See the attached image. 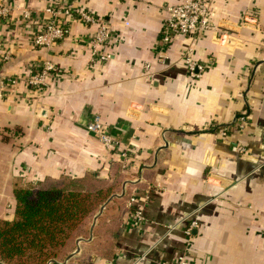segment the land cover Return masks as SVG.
Masks as SVG:
<instances>
[{
  "label": "crops",
  "instance_id": "1",
  "mask_svg": "<svg viewBox=\"0 0 264 264\" xmlns=\"http://www.w3.org/2000/svg\"><path fill=\"white\" fill-rule=\"evenodd\" d=\"M181 1L74 0L110 30L99 59L86 45L95 24L76 16L48 48L30 43L58 0H0V219L13 217L14 185L116 166L125 190L113 258L79 242L71 264H264V0H205L212 28L176 37L158 62L164 6ZM44 60L54 65L46 84L28 85ZM93 114L127 154L124 168L86 130Z\"/></svg>",
  "mask_w": 264,
  "mask_h": 264
},
{
  "label": "trees",
  "instance_id": "2",
  "mask_svg": "<svg viewBox=\"0 0 264 264\" xmlns=\"http://www.w3.org/2000/svg\"><path fill=\"white\" fill-rule=\"evenodd\" d=\"M119 183L117 167L111 166L107 177L60 175L14 185L13 217L0 219V264H71L79 242L105 260L113 258L126 202ZM109 201L118 205L116 213L104 211Z\"/></svg>",
  "mask_w": 264,
  "mask_h": 264
},
{
  "label": "built area",
  "instance_id": "3",
  "mask_svg": "<svg viewBox=\"0 0 264 264\" xmlns=\"http://www.w3.org/2000/svg\"><path fill=\"white\" fill-rule=\"evenodd\" d=\"M74 0H58V2L44 8V11L49 14V17L44 20L42 26L37 29L31 36L30 43L39 48H48L55 41L63 38L67 34L66 23L74 16L82 19L85 22L94 23L95 30L88 36L86 45L89 49L91 57H98L99 59H106L107 54L100 51V47L110 43L111 34L105 21L95 17L92 13L73 9L72 3ZM166 12L165 19L161 25L159 32V40L162 43L163 50L156 52V60L163 62L165 59V52L171 42L178 36L187 34H195L200 31H206L212 28L208 18V5L205 0H182L176 5L164 6ZM5 8H0V15L4 14ZM23 17L29 19L30 13L23 12ZM183 62L187 73L192 77H197L203 71V66L195 62L189 55L183 57ZM144 69L148 70L150 63L145 62ZM54 70V65L44 60L34 65V71L26 78V83L30 86H44L46 78L50 72ZM9 84H13L14 80H8ZM6 83L1 80V88L6 87ZM243 118L240 117L239 120ZM86 130L95 136V138L108 150L115 151L120 158L122 168L127 162V154L120 148L119 141L114 137L110 128L100 121L98 115L93 114L90 120L85 125ZM134 197H130L128 202L132 203ZM132 216L136 219H142V212L139 208L134 207ZM188 233V230L185 231ZM170 264H187L184 257H177Z\"/></svg>",
  "mask_w": 264,
  "mask_h": 264
},
{
  "label": "water",
  "instance_id": "4",
  "mask_svg": "<svg viewBox=\"0 0 264 264\" xmlns=\"http://www.w3.org/2000/svg\"><path fill=\"white\" fill-rule=\"evenodd\" d=\"M102 209V206L99 208L98 213L100 212V210ZM98 213L93 217V219H95V217L98 215ZM81 238H78L76 242L80 241ZM78 251V246H76V248L74 249V251L72 253H70L69 256H72L74 253H76Z\"/></svg>",
  "mask_w": 264,
  "mask_h": 264
}]
</instances>
